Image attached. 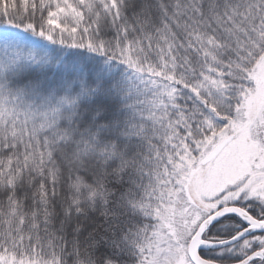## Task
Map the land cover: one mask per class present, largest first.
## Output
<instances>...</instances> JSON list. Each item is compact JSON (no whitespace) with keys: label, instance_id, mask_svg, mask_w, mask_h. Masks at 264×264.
Listing matches in <instances>:
<instances>
[{"label":"snow or ice","instance_id":"obj_1","mask_svg":"<svg viewBox=\"0 0 264 264\" xmlns=\"http://www.w3.org/2000/svg\"><path fill=\"white\" fill-rule=\"evenodd\" d=\"M0 264H264V0H0Z\"/></svg>","mask_w":264,"mask_h":264}]
</instances>
